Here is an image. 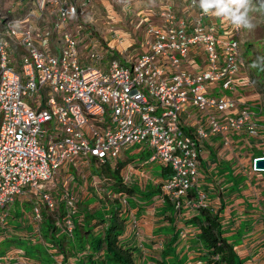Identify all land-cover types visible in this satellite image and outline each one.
<instances>
[{
  "label": "built area",
  "instance_id": "2783aa9c",
  "mask_svg": "<svg viewBox=\"0 0 264 264\" xmlns=\"http://www.w3.org/2000/svg\"><path fill=\"white\" fill-rule=\"evenodd\" d=\"M32 2L23 17L7 20L0 31L2 226L15 200L33 195L50 211L61 201L67 212L65 227L71 233L74 196L66 192L57 202L50 194L61 167L78 157L110 162L111 156L137 145L144 147L140 151L151 152L148 163L169 169L162 193L179 209L197 188L203 139L221 131L242 132L244 127L250 136H257L256 114L249 108L230 116L223 126L212 118L209 132L199 129L195 136L181 123L188 107L207 113L238 108L236 101L206 95L205 87L223 81L226 89L233 90L234 77L243 66L235 39L240 27L230 20L222 34L216 25L204 26L199 17L190 29L172 6H163L155 12L159 24L151 18L143 20L144 54L125 63L117 59L106 63L92 46L95 52L83 63L77 34L67 31V25L85 12L68 0ZM50 3L57 4L53 29L62 36L59 48L52 43L51 30L38 32L30 25L36 11L43 15ZM187 4L186 13L202 11L193 0ZM195 46L206 54L208 69L200 73L182 70ZM259 160H254L253 171L259 170ZM200 198L198 207L204 196ZM34 219H42L39 208Z\"/></svg>",
  "mask_w": 264,
  "mask_h": 264
},
{
  "label": "crops",
  "instance_id": "0c3cea01",
  "mask_svg": "<svg viewBox=\"0 0 264 264\" xmlns=\"http://www.w3.org/2000/svg\"><path fill=\"white\" fill-rule=\"evenodd\" d=\"M68 1L76 3L79 9L85 12L84 16L77 17L83 19L89 12L90 5L94 0ZM110 1L115 6L131 3V7L126 8L123 6V12L128 17L126 22L129 23L131 29H128L130 32L127 30L123 32L120 27H116L121 19H111L107 26L102 29L103 44L107 43L108 46L113 48L112 50L119 52L118 54L115 52L119 57L123 55V57H120L121 59L128 57V55L137 58L146 52L145 24L143 20L145 17L147 19L150 17L155 18L157 8L154 7L150 15L145 10H152L153 7L150 9L149 6L148 9H145L142 5L144 0ZM187 1L158 0V7L172 6L177 17L185 20L190 29L193 28L195 23L193 20L197 17L202 19L201 22L204 26L209 24L218 25L219 32H222L226 27L224 21L227 22V18L217 17L212 13L205 14L198 11V9H192L190 13H186L187 7H189ZM32 3V0H0V20L6 23L7 20L23 17L31 8ZM107 15L111 16L109 12ZM103 16L105 15L102 14L101 17ZM56 19L57 4L50 3L46 12L33 18L30 25L38 32H43L45 29L51 30L52 43L59 48L62 36L60 32L56 33L53 29ZM156 23L159 24L158 21L153 22V24ZM80 24H83V21L76 24L75 30L77 31L74 34L75 36L77 34L76 38L79 42L80 59L83 63H86L89 58L87 51L92 50L93 44H84L85 41L81 40V36H86L88 32V36L94 35L95 38L98 37V33H91L89 26L88 31H86L87 26L85 24H83V30L79 31ZM2 30H4V26L0 28V31ZM135 31L137 32L135 33ZM89 38L91 37L89 36ZM238 38L241 42L245 41L243 33H240ZM81 44H83V50H80ZM114 45L116 49L113 47ZM205 60L206 54L201 46L191 47L188 60L183 64L182 70L190 73L206 71L208 66ZM249 77L248 68L244 65L240 74L234 78L233 90L226 89L223 81L208 85V91L206 92L210 96L216 97L225 94V97L228 96L237 101L239 105L236 111L207 113L188 107L182 114L181 123L184 130L195 136L199 129L209 132L212 118L223 126L230 116H237L243 108L258 112L254 121L257 125L258 136H250L244 127L242 132L234 130L221 131L214 135L209 134L207 138L202 140L199 180L197 189L190 195V198L194 200L197 193L204 195L208 209L220 214L225 232L224 236L230 243L234 244L235 253L243 260L244 264H264V171H253L254 160L264 157V113L259 112V109H261L260 96L256 93ZM215 92L218 93L215 95ZM136 152L140 155L143 153L146 155L147 159H143L145 160L143 165L129 168L128 166L135 162L134 158L127 159L124 163L120 161L118 163L123 164L121 177L124 188L133 191L132 194L121 192L118 195L128 198V200L129 198L134 200L128 211L121 212V216L127 219L124 232L126 246L137 248L135 258L139 264H157L162 259H165L168 264H206V249L199 240L201 231L195 222V219L200 218L198 211L188 207V205H184L181 211H176L172 202L164 201L160 185L169 174L168 168L158 162L148 164L147 160L151 157V152L140 150ZM84 162H86V159L81 157L73 164L78 170V174L79 167ZM77 163H79L78 166H76ZM66 172L68 170L64 166L59 173V177H57L54 188H52L51 194L54 197L74 181L73 179L69 182L72 174L70 171L67 174ZM142 173L148 175L147 181L141 178ZM77 178H80V176ZM80 184V182L73 184L77 194H79V188H81ZM82 189L87 190L88 188L82 187ZM31 196L19 197L17 202L28 205V203H32L30 201ZM113 203L111 200L109 205ZM78 209L79 211L82 210L80 204ZM119 210L121 211V209ZM83 211L92 215L98 210L83 208ZM109 211H111V208H108L107 213V218L110 219ZM77 219L80 223H84V216ZM93 224L97 225L96 221H93ZM30 226L35 229V224L30 222ZM101 229L103 227L99 225L95 228V232H101ZM134 239L138 241L137 245H135ZM3 243L4 241L0 245ZM164 252L167 257L163 255ZM96 254L93 251L86 252V249H84L79 257L81 262L79 259L75 260L69 257L67 263L84 264V259H89L90 255L95 256ZM8 255L11 258L7 261L6 256ZM53 256H55L53 257L54 262H57V255ZM97 256L99 259L103 258V252ZM26 257H22L21 251L17 249L11 250L0 257V264H23Z\"/></svg>",
  "mask_w": 264,
  "mask_h": 264
},
{
  "label": "rangeland",
  "instance_id": "374dc122",
  "mask_svg": "<svg viewBox=\"0 0 264 264\" xmlns=\"http://www.w3.org/2000/svg\"><path fill=\"white\" fill-rule=\"evenodd\" d=\"M160 1V0H159ZM264 0H252L251 5H250V9H249V20L250 23L252 24L251 28H245L243 27L244 30V38L248 39V34L250 31H252V28L254 26H260L263 23V19L262 17L259 16V8L260 6L263 4ZM142 5H144L145 9H148L150 6V9H152L151 7L157 8L159 6L158 4V0H144L142 2ZM123 6H125L126 8L131 7V3H124L120 4V5H114L110 0H94L92 1V4L90 5V9L88 10L89 12L87 13L86 17L83 19H79L77 17H73L70 19L69 21V25L67 27V31L71 32L72 34H74L77 30L76 29V24L80 21H83V23L85 24V26H87L85 28L86 31H88V26L91 29V33L92 32H96L98 33V37H92L89 38L88 34L86 36H81V40H84V44L85 43H92L93 48L96 50V52H98L100 55L102 56H109V58L106 59V63L107 61H110L112 56H113V52L115 53L116 50H112L113 48L108 46L107 43H105V45L103 44L104 41V35L102 32V29L107 26V23L110 22L111 19L114 18H120V23L116 26L117 28L120 27L122 30L121 31H129L128 29H131V27L129 26V23L126 22L128 19L127 15L123 12ZM108 12L111 14V16H108ZM145 12H148L151 15V10L147 11L145 10ZM102 14H104L105 16L101 17ZM36 15L40 16L41 13L39 11H36ZM107 16V17H106ZM111 17V18H110ZM133 17V16H132ZM219 20V19H218ZM226 20L224 21V24L226 25ZM130 32V31H129ZM137 31H135L136 33ZM116 49V46H113ZM246 47V45H245ZM108 48V49H107ZM80 50H83V44H81L80 46ZM89 54L94 53L95 51L92 49L90 51H87ZM117 54L119 52H116ZM115 53V54H116ZM116 54V55H117ZM251 56L250 51H248V53L246 52L245 55H243L244 60L246 61L247 57ZM120 57H123V55ZM206 87V91H208V84H205ZM218 92H215L214 94L216 95ZM206 95L210 96V94H208V92H206ZM221 97H225V94L220 95ZM89 128H85L84 131H88ZM45 145H47V142H45ZM141 148H144L141 145H137L133 148H130L129 150H127L125 152V150L121 151V154L117 157L111 156L110 159V164L111 167L113 168V170L116 168V166L118 165V161H120L121 163H124L127 161V159H135V162L133 164H130L128 167L129 168H133L135 166H141L144 164L143 159H147L146 155L143 153L142 155L138 154L136 151L140 150ZM146 152V151H145ZM88 169H86V171L84 172L85 176L87 177L86 179L82 178V175H79L80 178H77L76 180H74V182H80V187L79 188V197H80V208L82 209L81 211H83V208L85 209H96L98 210V214L95 215V213H92V216H96V217H101L104 220V223H110L112 220L107 218V213H108V208L111 209H115V204L113 203L112 205H109L110 203V199H109V195L108 192H106V190L110 191L111 187L109 182H107L106 180V176L101 175L100 174V169H102L101 167L98 166V164H95L94 162L88 164ZM79 174H82L84 171V166L81 165L79 167ZM71 171L72 174V178L69 180V182H71L74 179V176L76 175V171ZM89 174H93L91 177H89ZM98 174V175H97ZM89 177V178H88ZM84 179V180H83ZM98 184V187H94L93 183ZM78 184V183H77ZM82 187L88 188L87 190L82 189ZM68 189V187H67ZM101 194L102 198H100L97 193ZM61 193V191H60ZM85 197V199H84ZM134 201L132 198H129V202L130 204H132ZM21 203V202H20ZM19 202H16L15 204H13L12 207H14V211L12 212V216H11V221H10V227L7 229L10 230L11 235L9 236V239L13 240L12 242H10V240H8L6 238L5 235H3L2 237H0V244L2 241H4V243L2 245H0V248L4 251V253L11 251V250H19L21 251V256L25 257L27 255L26 258H24L25 261L27 262H32L34 264H59L58 261L63 264V263H67V259L69 257H71L72 259H79L81 253L84 251V249H86V252H91L93 251V247H92V243L95 241L98 233L95 232V224H93V222H91L89 225H87L86 227L90 230L89 234L87 235L88 238H86L82 244L79 242V240H77V242H72L70 244V246L67 248V254L65 257L63 256H57L58 261L55 263L53 260V255L51 254V256H49L50 253L53 252V248L50 246L51 245V237H47L48 233H44L43 234V230L39 229V230H35L33 226H30V220L33 221L34 219V215H33V210H34V206L33 204H29V205H24L23 202L22 204H20ZM106 204H108V208L106 206ZM20 206V207H19ZM41 209H44V207H41ZM107 209V210H106ZM96 212V211H95ZM103 214V215H102ZM91 215V214H90ZM8 224V220L7 223ZM84 226V224L79 225L78 229L80 230V228ZM15 229H17V231H15ZM0 232L4 233V227L0 224ZM28 234V235H27ZM22 238V240H19V238ZM135 240V239H134ZM46 243V245H45ZM135 245L138 244V241L135 240ZM50 244V245H49ZM75 247H72V246ZM32 246V247H31ZM6 248V250H4ZM48 251V252H47ZM25 252H27V254H25ZM99 258L97 256V254L91 258V259H84L83 262L84 264H90L91 261H98ZM79 261L81 262V260L79 259ZM94 264H102L101 262H96Z\"/></svg>",
  "mask_w": 264,
  "mask_h": 264
},
{
  "label": "trees",
  "instance_id": "16d2710c",
  "mask_svg": "<svg viewBox=\"0 0 264 264\" xmlns=\"http://www.w3.org/2000/svg\"><path fill=\"white\" fill-rule=\"evenodd\" d=\"M258 11L259 16L263 19V23L260 26H254L252 28V31L248 34L247 43L245 44L246 47L244 45L243 49L244 55L246 52L248 53V51L251 53V56L246 59L247 68L250 73V81L254 85L256 93L260 96L261 110L262 113H264V2ZM4 24L5 23L0 20V28L3 27ZM95 163H98V166L102 168L100 169V174L107 177L106 180L111 184L112 192L133 193L132 190H126L124 188L121 177L123 164H118L113 170L110 166L100 164L96 160ZM77 177L79 176L75 175L74 180H76ZM43 207L42 215L44 220L41 229L43 230V234L48 233L47 237H51V245H49L53 249H56L61 256H66L67 248L72 242H77V240H79L82 244V242L88 238L87 235L90 232L86 226L96 221V228L99 225L103 227L101 232H97L98 235L92 243L93 252H96L97 255L103 252V258L98 261L102 264H139L135 258L137 248H131L125 244L124 232L127 219L121 216L119 208L109 211L111 215L110 219L113 220L107 224H105L103 218L99 216L96 217L84 211H79L81 215L77 214L72 220L73 233L71 235L67 233L64 227L66 212L63 206H59L55 211H50L46 206ZM81 216H84V223H80L77 219ZM199 216L200 218L195 219V222L201 231L199 240L206 249V264H244L243 260L235 253L234 244L230 243L224 236L225 232L220 214L206 208L199 210ZM82 224H84V226L79 230L78 227ZM3 235H5L10 242L13 241L9 239L11 235L10 230L8 232L4 231V233L0 232V237ZM19 240H22V238L20 237ZM72 247L75 246L73 245ZM4 250H6V248ZM6 253L0 248V257L4 256ZM25 254H27V252H25ZM163 255L167 257L165 252ZM93 257L94 255H90L89 259ZM96 262L91 261L90 264ZM157 264L168 263L165 259H162Z\"/></svg>",
  "mask_w": 264,
  "mask_h": 264
},
{
  "label": "clouds",
  "instance_id": "9594fccd",
  "mask_svg": "<svg viewBox=\"0 0 264 264\" xmlns=\"http://www.w3.org/2000/svg\"><path fill=\"white\" fill-rule=\"evenodd\" d=\"M193 2L194 3H196L197 4V6L202 10V12L203 13H205V14H208V13H212V14H214L215 16H217V17H224V18H227V21L228 20H230L234 25H236V26H238V27H240V33L242 34L243 33V35H244V32H243V27H245V28H251L252 27V24L250 23V20H249V15H248V13H249V9H250V5H251V2H252V0H193ZM158 8L159 7H157V10H158ZM153 10L154 9H152L151 11L153 12ZM156 10V11H157ZM85 15V14H84ZM83 15V16H84ZM76 17H78V16H76ZM80 17V16H79ZM145 18H147V17H145ZM153 21H156V19L154 18V17H150ZM84 24V23H83ZM83 24H80V25H82V26H84ZM213 25H216V24H213ZM224 26H227V24L226 25H224ZM216 27H217V29H219V26L218 25H216ZM144 28H145V26H144ZM224 30V29H223ZM223 30H222V32H220L221 34L223 33ZM90 31V30H89ZM242 31V32H241ZM87 34H88V32H87ZM90 37L92 38L93 37V35H90ZM238 42H239V44H240V52H241V59H242V61H243V66L245 65V67L247 66L246 64V61L244 60V57H243V55H244V49H243V47H244V45L247 43V39H245L244 38V42L242 41H239V38L238 37H236L235 38ZM105 57V60L107 59V58H109V56L107 55V56H104ZM139 57V56H138ZM130 58H132V59H136V58H134V56L133 55H128V57H126V58H124V59H121L118 55H116L114 52H113V56H112V58H111V60H113V59H117V60H119L120 62H122V63H125V61L126 60H128V59H130ZM242 66V67H243ZM242 69V68H241ZM241 69H240V71H241ZM238 74H240V72L238 73ZM237 74V75H238ZM236 75V76H237ZM235 76V77H236ZM234 77V78H235ZM250 78V77H249ZM251 82V81H250ZM233 89H234V87H233ZM218 97H220V96H218ZM226 98H228V99H230V100H233V101H235L234 99H232V98H230V97H226ZM237 102V101H236ZM238 103V102H237ZM238 105H239V103H238ZM237 110V109H236ZM235 110V111H236ZM242 110V109H241ZM251 110V109H250ZM252 111V110H251ZM252 112H254L256 115H255V117L253 118V122L255 121V118L257 117V115H258V112H256V111H252ZM259 112H262V110L261 109H259ZM255 123V122H254ZM256 125V124H255ZM256 128H257V125H256ZM257 136H258V129H257ZM253 137V136H252ZM125 151H127V150H125ZM78 158H81V157H78ZM78 158L77 159H75L73 162H71V163H66L64 166H66V168H67V170H68V172L70 171V169L72 170V171H76V175H82L81 177L82 178H87L86 176H85V174H84V172L86 171V169H88V164H90V163H92V162H94L95 163V160L96 161H98L100 164H106V165H108V166H110L111 167V164H110V162H100L98 159H96V158H86V157H82V158H85L86 159V162H84V164H81V165H83L84 166V171H83V173L82 174H78V170H76V168L73 166V164H75V162L78 160ZM257 159H264V157H261V158H257ZM148 161H149V159L147 160V163H148ZM118 163H119V161H118ZM95 164H98V163H95ZM148 164H152V163H148ZM79 165V163H77L76 164V166H78ZM80 165V166H81ZM63 166V167H64ZM253 166H254V162H253ZM63 167H61V169L63 168ZM257 168L259 169L258 171H261V170H263L264 171V169H262V168H259L258 167V164H257ZM61 169L59 170V172H58V176L57 177H59V173H60V171H61ZM111 169H113L112 167H111ZM169 170V169H168ZM68 172H66V174L68 173ZM254 172H257V171H254ZM70 173H71V171H70ZM142 174H144L147 178H143L142 177ZM141 174V178L144 180V181H147L148 180V175L147 174H145V173H142ZM90 176L89 177H91L93 174H89ZM168 176H169V174H168ZM168 176L166 177V179L168 178ZM88 177V178H89ZM56 180H57V178H56ZM163 183H164V181H163ZM163 183L160 185L161 186V190H162V187H163ZM73 184H77V182H72L71 183V185L69 184V186H68V189H67V187H65V189H63L62 191H61V193H59L56 197H54L52 194H51V192H52V190H51V192H50V194H51V196H52V198L55 200V201H59L60 200V198L66 193V192H68V193H71L73 196H74V198H75V202H76V204H75V211H76V213L72 216V217H76L77 216V214H79L80 212H79V209H78V207H79V204H80V197H79V195L75 192V188H74V186H73ZM93 186L94 187H98V184H96L95 183V181H94V183H93ZM111 187V186H110ZM197 189V188H196ZM196 189H194V190H192L190 193H189V195H188V198L186 199V200H184V201H182V206H181V208H179V209H177L176 207H175V204L170 200V199H166V198H164V201H170V202H172L173 203V207L176 209V211H181L182 209H183V206L184 205H188V207H192L193 209H195V210H197L198 211V213H199V210L200 209H206V208H208V204L206 203V197L204 196V195H202V194H198L197 193V196H196V198H194V200H191V198H190V195L192 194V193H194L195 192V190ZM106 192H108V195H109V199H110V201L112 200L113 202H114V204H115V208H119V209H121V212H123V211H128V208L130 207V203H128L129 202V200H128V198H125V197H123V196H121V195H118L119 193H115V192H112V190H110V191H108V190H106ZM97 195L100 197V198H102V196H101V194L99 193V191H98V193H97ZM162 195H163V193H162ZM204 196V199H203V201H202V206H199L198 207V204L200 203V196ZM31 198V202L32 203H28V205L30 204H33V206H34V210L35 209H37V208H39L40 209V212H41V215H42V209H41V207H43V206H46L44 203H42V202H40L36 197H34L33 195L30 197ZM18 199H19V197L15 200V203L18 201ZM14 203V204H15ZM108 204H106V206H107ZM59 206H63V208H64V210H65V212H66V208H65V206H64V204L60 201L59 203H58V206L56 207V209L59 207ZM120 206V207H119ZM47 207V206H46ZM48 208V207H47ZM55 209V210H56ZM34 210H33V215H34ZM55 210H53V211H55ZM14 211V207H12L11 209H10V214H9V218H8V224H6L5 226H3L4 227V231H6V232H8L9 230L7 229V227L9 228L10 227V219H11V214H12V212ZM96 214H98V211H96L95 212V215ZM66 215H67V212H66V214H65V218H66ZM34 219V218H33ZM43 215H42V219H41V221H39V222H36L35 221V219L33 220V221H31L30 220V222L31 223H33V224H35V229H36V231L37 230H39V229H41L42 228V223H43ZM71 223H72V218H71ZM64 225H66V222L64 223ZM65 227V226H64ZM65 230L67 231V233L68 234H71L72 235V233H73V223H72V232L71 233H69L68 232V230H67V228L65 227ZM46 245V244H45ZM51 254L52 255H59V256H61L59 253H58V251L56 250V249H53V252L52 253H50V256H51ZM53 257H55V256H53ZM11 258V256L10 255H8V256H6V260L8 261L9 259ZM59 264H61L60 262H58ZM23 264H34V263H32V262H27V261H25ZM63 264H65V263H63Z\"/></svg>",
  "mask_w": 264,
  "mask_h": 264
},
{
  "label": "water",
  "instance_id": "95a60500",
  "mask_svg": "<svg viewBox=\"0 0 264 264\" xmlns=\"http://www.w3.org/2000/svg\"><path fill=\"white\" fill-rule=\"evenodd\" d=\"M258 167L264 169V159L258 161Z\"/></svg>",
  "mask_w": 264,
  "mask_h": 264
}]
</instances>
